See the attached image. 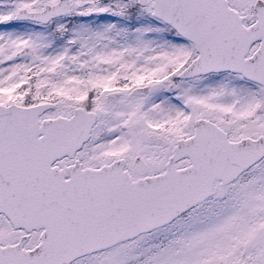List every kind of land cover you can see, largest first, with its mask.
Here are the masks:
<instances>
[{
	"label": "snow or ice",
	"instance_id": "obj_1",
	"mask_svg": "<svg viewBox=\"0 0 264 264\" xmlns=\"http://www.w3.org/2000/svg\"><path fill=\"white\" fill-rule=\"evenodd\" d=\"M0 264H264V0H0Z\"/></svg>",
	"mask_w": 264,
	"mask_h": 264
}]
</instances>
